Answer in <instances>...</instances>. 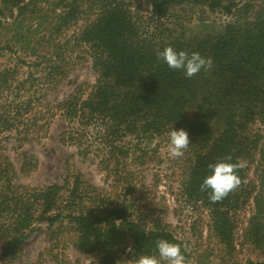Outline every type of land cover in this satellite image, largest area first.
<instances>
[{"label": "trees", "instance_id": "obj_1", "mask_svg": "<svg viewBox=\"0 0 264 264\" xmlns=\"http://www.w3.org/2000/svg\"><path fill=\"white\" fill-rule=\"evenodd\" d=\"M46 1L0 0L1 14L13 12L10 18L16 25L10 40H0V60L8 59L7 65L0 62V238L4 243L0 264L16 263L29 238L43 225L52 249L64 252L72 246L81 254L99 256V264H123L128 250L134 258L154 255L161 239L181 245L188 263L184 242L170 230L161 224L148 228L132 218L127 198L137 186L131 177L120 203L86 182L74 167L68 168L63 184L32 188L15 182L16 171L3 141L13 136L20 146L26 144L43 132L56 113L68 124L62 142L77 146L84 156L103 157L108 176L126 168L132 152L127 139L141 143L169 139L172 127L184 129L190 140L184 195L209 209L213 233L231 248L235 215L247 204L248 189H256L250 186L249 172L259 148L255 128L264 121V8L251 19L241 21L237 16L221 30L188 35L184 25L163 22L172 6L190 3L233 16L238 3L145 0L151 17L143 26L129 0H52L48 10L40 5ZM245 8L246 13L254 11L251 5ZM83 20L78 33L69 36ZM26 23L36 27H25ZM5 28L0 18V36ZM168 46L210 57L213 66L185 78L157 58V52ZM87 53L97 74L90 94L85 97L80 91L47 106L50 92ZM23 157L22 173L28 175L35 165L29 154ZM225 157L242 165L236 169L241 183L221 201L212 202L201 184L210 174L208 165ZM246 235L250 244L263 247L264 223L254 217Z\"/></svg>", "mask_w": 264, "mask_h": 264}, {"label": "rangeland", "instance_id": "obj_2", "mask_svg": "<svg viewBox=\"0 0 264 264\" xmlns=\"http://www.w3.org/2000/svg\"><path fill=\"white\" fill-rule=\"evenodd\" d=\"M27 2L30 0H26ZM239 8L233 16H226L221 11L211 12L206 8L196 7L190 3L175 5L170 8V16L163 19L166 25H184L188 35L207 34L213 29L223 28L228 22H233L237 16L242 21L251 19L255 11L264 8V0H235ZM52 0L40 4L48 10ZM133 10L137 12L140 23L146 25L151 17V8L145 0H129ZM246 5L254 8L246 13ZM243 9L239 11V9ZM239 11V12H238ZM0 18L6 28L0 40L6 42L12 38L16 30L12 13L2 10ZM14 15L17 12L14 11ZM84 18V17H83ZM80 21L70 35L78 33L83 27ZM30 24L26 23L25 27ZM10 26H14L12 31ZM36 27V26H35ZM13 28V27H12ZM46 29V26L43 27ZM21 56L26 55L22 54ZM82 59H76V65L71 67L56 91L50 92L46 104L54 107L70 95L80 91L87 97L97 83V74L93 67L90 53L82 54ZM77 58V54L73 55ZM0 62L8 64V59ZM26 73V69L23 70ZM68 129V124L56 113L48 120V125L37 135H33L26 144L20 146L13 136L3 141L6 155L10 158L16 171L15 182L18 185L40 188L55 183L63 184L68 168L74 167L81 172L89 184L101 188L115 201L122 202L125 197L126 180L137 186L134 193L128 196V204L132 207V218L144 223L148 228L161 224L170 230L179 240L183 241L189 254L187 264H247L250 261L264 262V246L257 247L250 244V237L246 235L254 217L264 223V121L255 130L258 133L259 148L250 172V186L247 204L235 215L236 230L233 246L227 248L222 245L213 233L211 212L202 204L190 202L184 195V169L187 167V151L181 157H174L170 153L169 139L158 138L141 143L126 140L127 147L132 148L131 156L118 171L108 176L103 163V157L94 153L84 156L77 146L62 142L61 135ZM23 153L32 158L34 169L28 175L22 173L24 162ZM130 172L134 175L130 176ZM130 182V181H129ZM259 216V217H258ZM0 238V252L3 247ZM136 258L130 250L123 256V264H132ZM99 256L85 255L74 247L66 250L52 249V241L43 225L35 231L24 246V251L14 264H99Z\"/></svg>", "mask_w": 264, "mask_h": 264}, {"label": "clouds", "instance_id": "obj_3", "mask_svg": "<svg viewBox=\"0 0 264 264\" xmlns=\"http://www.w3.org/2000/svg\"><path fill=\"white\" fill-rule=\"evenodd\" d=\"M157 58L174 71H180L185 78L206 71L213 66L212 59L203 57L198 52L189 54L186 51H177L171 46L157 52ZM169 149L174 157H181L190 145L189 135L184 129L172 127L168 132ZM242 165L231 162V157H225L216 163L209 164L210 174L205 176L201 184V191L209 195L212 202H218L228 196L241 183L236 169ZM132 264H186L185 255L179 244L161 239L156 244V254L140 255Z\"/></svg>", "mask_w": 264, "mask_h": 264}]
</instances>
